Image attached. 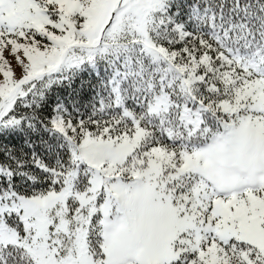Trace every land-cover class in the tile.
<instances>
[{"label": "snow or ice", "instance_id": "snow-or-ice-1", "mask_svg": "<svg viewBox=\"0 0 264 264\" xmlns=\"http://www.w3.org/2000/svg\"><path fill=\"white\" fill-rule=\"evenodd\" d=\"M0 264H264V0H0Z\"/></svg>", "mask_w": 264, "mask_h": 264}]
</instances>
